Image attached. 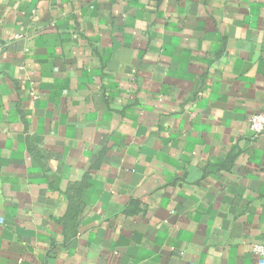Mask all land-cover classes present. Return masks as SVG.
Segmentation results:
<instances>
[{
	"label": "crops",
	"instance_id": "obj_1",
	"mask_svg": "<svg viewBox=\"0 0 264 264\" xmlns=\"http://www.w3.org/2000/svg\"><path fill=\"white\" fill-rule=\"evenodd\" d=\"M0 264H255L264 0H0Z\"/></svg>",
	"mask_w": 264,
	"mask_h": 264
},
{
	"label": "built area",
	"instance_id": "obj_2",
	"mask_svg": "<svg viewBox=\"0 0 264 264\" xmlns=\"http://www.w3.org/2000/svg\"><path fill=\"white\" fill-rule=\"evenodd\" d=\"M2 45L0 44V56ZM248 130L257 138L264 133V114H254L248 118ZM253 253L257 257L255 264H264V241L253 246Z\"/></svg>",
	"mask_w": 264,
	"mask_h": 264
}]
</instances>
